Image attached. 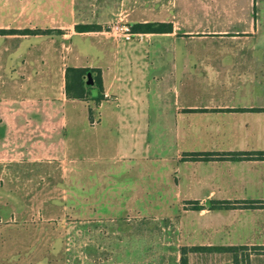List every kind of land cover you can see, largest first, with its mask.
Wrapping results in <instances>:
<instances>
[{
	"label": "crops",
	"instance_id": "1",
	"mask_svg": "<svg viewBox=\"0 0 264 264\" xmlns=\"http://www.w3.org/2000/svg\"><path fill=\"white\" fill-rule=\"evenodd\" d=\"M263 7L264 0H0V29L60 31L0 33V120L7 108L22 117L21 103L35 100L10 96L26 78L23 70L34 55L44 48H66L71 54L68 65L99 69L101 90L96 88L93 94L102 93V98L87 105L67 98L61 68L57 131L71 122L65 108L69 102L72 119L84 127L89 123L91 134L100 132L102 142L109 139L119 157L130 162L129 169H99L89 180L79 177L78 182H91L89 187L103 191L119 190L121 197L135 191L147 195V188L165 195L169 189L177 199V215L216 217L228 233L222 238L231 240L197 244L264 245V239L246 237L245 232L254 230L257 221L264 226V159L219 158L226 152L264 151ZM116 18L130 25L170 22L172 29L134 31L132 39L117 41L106 33ZM140 137L144 148L137 155ZM204 153H209L208 159L201 158ZM157 158L169 159L174 174L132 172L144 160ZM140 180L164 181L167 186L135 184ZM209 199L237 206L191 208L194 201L205 204ZM245 200H258L261 206L241 207ZM236 213L244 215L243 220L236 219ZM231 223L235 237L229 233Z\"/></svg>",
	"mask_w": 264,
	"mask_h": 264
},
{
	"label": "rangeland",
	"instance_id": "2",
	"mask_svg": "<svg viewBox=\"0 0 264 264\" xmlns=\"http://www.w3.org/2000/svg\"><path fill=\"white\" fill-rule=\"evenodd\" d=\"M33 59L23 70L26 78L10 96L35 100L21 103L22 117L7 108L0 120V156L4 155L0 160V264H178L183 243L231 241L222 238L228 233L216 217L177 215V199L169 189L165 195L147 188V195L135 191L123 192L121 197L119 190L103 191L89 187L91 182H78L79 177L89 180L99 169H129L130 162L119 157L109 139L103 144L100 132L91 134L89 123L84 130L72 119L69 102L65 108L71 122L57 131L61 68L70 66L69 50L44 48ZM96 88L94 82L90 92ZM84 102L88 103L80 100ZM85 136L89 137L77 140ZM135 148L140 155L142 137ZM165 152L173 151L166 146ZM143 162L134 174L165 177L176 170L169 159ZM135 184L167 186L164 181ZM243 216L235 214L236 219ZM255 225L245 231L246 237L264 239V226L258 221ZM235 226L230 224V236H236ZM247 251L244 263L264 264V253ZM187 256L188 264H232L229 252Z\"/></svg>",
	"mask_w": 264,
	"mask_h": 264
},
{
	"label": "trees",
	"instance_id": "3",
	"mask_svg": "<svg viewBox=\"0 0 264 264\" xmlns=\"http://www.w3.org/2000/svg\"><path fill=\"white\" fill-rule=\"evenodd\" d=\"M133 31L139 32H167L171 31L172 24L170 22H142L130 25ZM78 28V27H77ZM8 32H18V33H30V34H43L47 35L50 33L60 32L58 29H0V33ZM96 74L93 75V72ZM87 72H91L93 76V82L97 83V88L101 90V77L99 69L89 68V67H75L67 66L64 70V93L67 98L78 99L85 101H99L102 98V93L94 95L90 92L94 88V83L92 86H87L85 84V75ZM192 158H197V153H193ZM202 159H208L209 153H204L201 157ZM219 158L228 159H243V158H257L264 159V151L255 152H242L233 151L226 152L219 155ZM236 203L229 200L222 199H209L207 203L200 204L198 201H194L191 208L194 210H200L202 208H208L210 210H228L236 207ZM261 203L258 200H245L242 201L241 207L253 208L260 207ZM248 249H252L253 252L264 253V245H248L238 244V245H220V244H210V245H181L179 248V261L178 264H188L189 252H229L232 256V264H246L245 259L248 258Z\"/></svg>",
	"mask_w": 264,
	"mask_h": 264
},
{
	"label": "built area",
	"instance_id": "4",
	"mask_svg": "<svg viewBox=\"0 0 264 264\" xmlns=\"http://www.w3.org/2000/svg\"><path fill=\"white\" fill-rule=\"evenodd\" d=\"M106 33L117 41H128L134 35L130 24L120 18H116L108 24Z\"/></svg>",
	"mask_w": 264,
	"mask_h": 264
},
{
	"label": "water",
	"instance_id": "5",
	"mask_svg": "<svg viewBox=\"0 0 264 264\" xmlns=\"http://www.w3.org/2000/svg\"><path fill=\"white\" fill-rule=\"evenodd\" d=\"M93 76L91 72L86 73V78H85V84L87 86H92L93 85Z\"/></svg>",
	"mask_w": 264,
	"mask_h": 264
}]
</instances>
